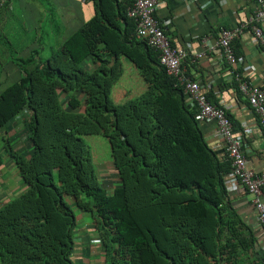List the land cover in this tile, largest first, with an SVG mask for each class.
<instances>
[{
  "label": "trees",
  "instance_id": "1",
  "mask_svg": "<svg viewBox=\"0 0 264 264\" xmlns=\"http://www.w3.org/2000/svg\"><path fill=\"white\" fill-rule=\"evenodd\" d=\"M94 2L95 15L59 52L42 59L36 50L18 61L21 78L0 87V171L10 157L25 185L0 205L1 264H77L83 212L103 264H245L227 203L230 159L220 160L196 106L137 38L132 0ZM87 57L95 69L84 66ZM123 58L141 80L118 103ZM71 91L85 104L72 95L65 105L60 94ZM93 135L107 138L120 173L123 185L112 192L98 177L86 141Z\"/></svg>",
  "mask_w": 264,
  "mask_h": 264
},
{
  "label": "crops",
  "instance_id": "2",
  "mask_svg": "<svg viewBox=\"0 0 264 264\" xmlns=\"http://www.w3.org/2000/svg\"><path fill=\"white\" fill-rule=\"evenodd\" d=\"M158 1L160 5L157 15L169 22L168 34L173 45L187 53L182 65L184 74L202 84L205 91L210 94L209 100L231 114L235 132L241 133L244 138V152L249 159V167L256 173L264 172V128L258 127L260 117L248 107V98L238 89L239 82L230 77L229 64L220 60L218 52H206L202 44L203 38L216 39L222 28H231L245 22L257 10V1ZM95 9L94 0H10L4 4L0 12V51H3V54L0 53V87H5L21 78L24 73L20 71L18 61L31 58L36 50L42 59L59 52L64 42L95 15ZM260 28L264 33V23ZM234 51L236 55L240 53L237 56L244 59L238 68L242 80L264 88V47L256 40L252 28H247L239 36ZM201 53L206 55L197 58L196 55ZM126 60L124 58L122 60L123 72L127 66L130 73H134L133 75L138 73L140 76L137 67ZM83 63L88 70L97 67L91 57H87ZM248 66H253L255 69L250 70ZM61 95L65 105L68 97L72 95L82 100L83 105L85 104V95L82 92L71 91ZM22 127V123H16L14 128L19 132ZM200 127L205 139L217 152L220 160L230 159L225 142L216 137V121L200 122ZM246 127L254 129L245 131ZM6 132L0 131L1 152H5L1 139L7 136ZM18 134L20 135L21 132ZM16 146L18 149H24L21 142ZM4 158L5 163L0 171V205L9 200L11 194H20L25 189L14 160L10 157L4 156ZM104 164L111 172L107 177L104 176L106 172L101 169ZM96 170L102 186L108 192L123 185L120 173L113 162L98 163ZM8 171L11 174L9 177H7ZM12 177L18 181L15 185L10 182ZM7 183L10 185L7 186ZM252 200L253 196L243 190L228 194V206L235 214L232 220L236 223L235 243L238 244L236 252L243 254V258L246 259L245 264H264V229L256 225V211ZM80 216V221H85L80 223L76 231V238L79 241H75L73 254L75 263L96 264L94 262L98 261L97 263L103 264L101 262L103 247L98 233L92 230L89 215L83 212ZM226 216L228 217L227 213Z\"/></svg>",
  "mask_w": 264,
  "mask_h": 264
},
{
  "label": "built area",
  "instance_id": "3",
  "mask_svg": "<svg viewBox=\"0 0 264 264\" xmlns=\"http://www.w3.org/2000/svg\"><path fill=\"white\" fill-rule=\"evenodd\" d=\"M256 1L257 10L245 22L231 28H222L216 39L203 38L202 44L206 52H218L220 60L229 64L230 77L239 82L238 89L248 98V107L260 117L258 127L264 128V88L242 80L238 68L244 59L238 57L234 51L236 40L247 28H252L256 40L260 46L264 47V33L260 28V25L264 23V0ZM7 2L8 0H0V6ZM159 5L158 0H132L128 15L135 20L136 36L158 52L160 65L164 66L167 73L175 78L176 84L183 88L184 94L192 105L196 106L195 119L198 122L216 121V137L225 142L226 152L232 166L226 176L227 190L228 192L243 190L253 196L256 225L264 229V172L256 173L249 167V159L244 152V138L241 133L235 132L233 122L222 106L213 104L202 84L184 74L182 65L187 58V53L173 45L168 34L169 22L157 15ZM205 55L201 53L196 57L200 58ZM248 68L255 69L253 66H248ZM252 129L254 128L246 127L245 131Z\"/></svg>",
  "mask_w": 264,
  "mask_h": 264
},
{
  "label": "rangeland",
  "instance_id": "4",
  "mask_svg": "<svg viewBox=\"0 0 264 264\" xmlns=\"http://www.w3.org/2000/svg\"><path fill=\"white\" fill-rule=\"evenodd\" d=\"M128 61L129 60H126V62H128ZM129 62H131V61H129ZM124 69H125L124 70V75L120 79V81H119V83L117 85L118 87H116V89H115V90H118V95L116 96L115 90L113 92V97L115 98V101H118V103H124L128 99V96H129V94L127 92H130L127 89L130 86H135L137 88L138 82L140 81V76L138 75V73L136 75H133L134 73H130L129 69L127 68V66H125ZM136 71H137V69H136ZM124 92H126V94H128V95H126L127 98L122 100L123 97H124V96H122L124 94ZM86 141H88V143L91 146V149H92V152H93V155H94V161L96 162V164L105 163V162H108V161L112 162L111 147H110L109 142H108L106 137H104L102 135H93V136L87 137ZM106 167H107V165L104 164V167H102L101 169H103L106 172L104 176L107 177L108 175L111 174V172H110V169L109 168L106 169ZM10 175H11L10 171H8L7 172V177H9ZM10 182L14 183V185H15L18 181H16L12 177ZM9 183H7L6 185L9 186L10 185ZM11 195L12 196L10 198H13V197L17 196V194L16 195L15 194H11ZM97 262H94V263L100 264V263H97ZM0 264H1V261H0Z\"/></svg>",
  "mask_w": 264,
  "mask_h": 264
},
{
  "label": "clouds",
  "instance_id": "5",
  "mask_svg": "<svg viewBox=\"0 0 264 264\" xmlns=\"http://www.w3.org/2000/svg\"><path fill=\"white\" fill-rule=\"evenodd\" d=\"M8 2H9V0H8ZM78 238H76V240L75 241H79V240H77Z\"/></svg>",
  "mask_w": 264,
  "mask_h": 264
}]
</instances>
